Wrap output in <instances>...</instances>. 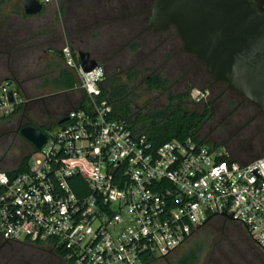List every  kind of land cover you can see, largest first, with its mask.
Segmentation results:
<instances>
[{
  "label": "built area",
  "instance_id": "built-area-1",
  "mask_svg": "<svg viewBox=\"0 0 264 264\" xmlns=\"http://www.w3.org/2000/svg\"><path fill=\"white\" fill-rule=\"evenodd\" d=\"M62 54L86 97L47 134L36 151L42 158L27 171L0 167L3 238L61 250L73 264H146L147 256H169L227 214L264 253V151L243 164L226 147L194 137L156 146L113 116L102 64L85 72L71 45ZM19 97L9 81L0 86V118L28 102Z\"/></svg>",
  "mask_w": 264,
  "mask_h": 264
},
{
  "label": "rangeland",
  "instance_id": "rangeland-1",
  "mask_svg": "<svg viewBox=\"0 0 264 264\" xmlns=\"http://www.w3.org/2000/svg\"><path fill=\"white\" fill-rule=\"evenodd\" d=\"M16 2V0H13L12 2H10V5L1 6L0 4L1 17L4 19L9 17L12 18V25L9 27L10 33L19 35L20 29L23 30L25 34H28V30H31L33 26H35V34H41L40 36L42 38V34L43 32H45V29L47 31V28L44 27L47 23H45L44 21L52 18L53 10H48L41 15L31 17L29 19L22 18L23 21L17 18L15 20L14 7L11 4H14ZM255 2L261 9L264 10V0H255ZM53 4H56V1ZM135 20L139 19L134 18L133 22H135ZM3 29L5 30L6 26H3ZM138 32L139 31H137V28H134L131 33V37H134ZM175 32V28H170L162 34H159L161 35L162 41L158 44H152L150 43L152 41H149L146 48L147 52H145L144 54L142 53L143 55L141 57L143 59L147 56H156L159 61L157 69H160L162 71H171L174 79L173 82H176V84H178V88L176 89L175 87H172L171 92H184L187 89V84H192L194 86V89L192 91L190 99H188L189 107L192 110H202L207 103L206 99H204L201 93H203V88L213 80V77L208 74L204 63L200 62L197 57L188 54L183 50V42L180 37L175 35ZM171 36L174 37L173 42L171 40ZM153 37H157L154 32L149 31L148 33H146L147 42L148 40H150V38ZM59 47L61 48L60 45ZM44 48H46L45 44H41L39 47H37L38 50L36 51V60H33L31 58L28 59L32 69L26 68L20 70L17 68H11L12 65L19 63V59H17L18 57L14 58L11 56H0V83L5 79H7L6 81H10L11 88L19 90L20 92L19 101L28 100L25 97L26 95H28L30 102L25 108V113L28 116L26 117V121H32L44 126H49L52 124L53 127L49 128L47 131L48 134H52L57 131L59 127V125L55 122L64 111H67V109L70 108V104L64 105V103L62 102L64 97L68 98L72 96L75 100H79L82 97V93L81 91H71L60 94L63 95L62 99L52 100L53 102L59 100L61 103L60 107H56V105L58 106L57 103L53 104V107H46L42 105V101L44 99L51 98V96H47V98L44 99L42 98V96H44L45 94H43V90L38 87L39 83L43 79L46 83H50V81L54 77V75L44 73L45 71L40 69V64L49 61V59L44 60L43 58L39 57L43 55ZM146 49L144 46L141 52ZM152 50L154 51L150 52ZM127 52L129 51L126 50L125 52H121V54H119L120 58L122 59V66L119 69L118 77L122 81L128 82L132 88L136 89V92L134 94V104L137 109L144 106H146V108L155 109L166 105L168 103V94H162L161 92L149 93L145 89L142 81V79H144L146 75L150 74L152 70L155 69V67H153L154 64L149 62L148 68L146 70H144L143 66L131 68L126 62L128 55ZM132 56L137 59L136 63H140V61L142 60L136 53H133ZM4 67L9 68L5 69ZM136 72H138L139 74L133 78L132 83L129 79V76H127V73L135 74ZM164 73L165 75H167V72ZM16 81L20 82L23 88L22 90L19 89ZM240 100H242V98ZM54 106L56 108H54ZM14 107L16 108V105ZM256 111L257 110H255V112ZM23 113L24 112L16 113L12 117L0 119V165L3 169L6 170L15 169L31 149V147L28 146L26 139L16 132V124L18 123ZM254 133L255 132H245L240 128V125L235 124V122H230L229 120L221 119L219 117L208 118L199 131L200 136H202L203 138H207L212 144H223L220 145V147H225L227 140L232 135L238 134L234 139V143L229 144L226 147L228 148L229 152L243 147L238 155L241 160L256 157L264 151V139H261V137H259L256 133V135H254ZM41 158L42 154L40 152H36L32 155L31 162ZM222 232H224V234L229 238H224ZM236 235L238 236V230L235 225L227 224L223 226L220 220H215L214 223L207 225L201 231L195 233L182 247L175 250L169 256L161 258L155 264H174L184 252L188 251L191 247H197L196 244L204 240L206 241V249L201 257V261L199 264L229 263L228 260H231L235 257L234 252L237 251L238 248L241 247L240 250L244 251L247 250L248 247L250 248V244H252L250 243V240L248 238L246 239L250 244L247 243V246L246 243L244 245V242L240 243L241 241H239V238H237ZM259 257L260 259H262L260 255Z\"/></svg>",
  "mask_w": 264,
  "mask_h": 264
},
{
  "label": "water",
  "instance_id": "water-1",
  "mask_svg": "<svg viewBox=\"0 0 264 264\" xmlns=\"http://www.w3.org/2000/svg\"><path fill=\"white\" fill-rule=\"evenodd\" d=\"M44 9L41 0H24L27 16ZM147 21L146 29L155 32L174 26L183 50L204 63L214 81L224 82L264 113V13L252 0H154ZM78 55L85 72L99 66L89 51L80 49ZM8 96L15 103L13 90ZM20 134L36 150L48 141L47 133L34 124L23 125Z\"/></svg>",
  "mask_w": 264,
  "mask_h": 264
},
{
  "label": "crops",
  "instance_id": "crops-1",
  "mask_svg": "<svg viewBox=\"0 0 264 264\" xmlns=\"http://www.w3.org/2000/svg\"><path fill=\"white\" fill-rule=\"evenodd\" d=\"M16 1V3L11 4L14 7L15 20L17 18L23 21L22 18L29 19L51 9L53 10V15L52 18L44 21L47 23V26H44L47 31L45 29V32H43V39L40 36L41 34H35V26L28 30V34L19 29V35H16V47L11 55L14 58L18 57L19 63L12 65L11 68L20 70L32 69L28 59L36 60L37 47L45 44L46 48L43 50V55L39 57L44 60L49 59V61L40 64V69L44 70V73L57 76L60 68L66 67L78 79V83L73 89H60L53 85L52 80L46 84L43 79L38 86L45 94L42 98L71 91H81L82 96L84 95V92L78 88L81 83L78 73L66 65L63 55L60 53V50L65 45H72L78 50L89 51L95 59L106 67L108 74L117 75L121 66L115 63L114 58L116 57L114 56L118 52L129 51V49L135 52H140L143 49L139 39L131 41L132 43L129 41L133 31L132 27L137 28V31L142 29L145 20V10L141 5L132 6L129 2L130 0H53L45 4V9L42 13L35 16H27L25 14L24 0ZM55 1L56 4H53ZM5 5H10V2ZM132 14L139 20L133 22L131 20ZM136 43H139V47L135 50L133 45ZM4 68L8 69L9 67ZM16 82L19 89L22 90L20 82ZM25 97L29 99L28 95ZM67 99L70 104V108L67 109L68 113L78 107L85 98L83 96L81 99L75 100L71 96Z\"/></svg>",
  "mask_w": 264,
  "mask_h": 264
},
{
  "label": "trees",
  "instance_id": "trees-1",
  "mask_svg": "<svg viewBox=\"0 0 264 264\" xmlns=\"http://www.w3.org/2000/svg\"><path fill=\"white\" fill-rule=\"evenodd\" d=\"M11 1L12 0H0V4L5 5L6 3L11 2ZM257 8L259 9L260 12L264 13V10L261 9L259 6ZM71 47L75 51H78V49L75 48L74 46L71 45ZM138 47H139V43H136L133 45V49L135 50L138 49ZM14 50L15 49H13V51ZM60 53L62 54V49L60 50ZM99 63L102 64L101 62ZM138 74H139L138 72H136L135 74L130 73L129 79L132 83H133V78L136 77ZM153 77H154V80L151 82L150 81L148 82L149 87L147 88V90L148 91L159 90L161 91L162 94L167 93L168 103L162 107H158L155 109L146 108V106L137 109V107L134 104L135 103L134 94L136 92V89L132 88L128 82L122 81L118 77L117 74H108L106 70V79L102 84V94H103V97H107L109 101L111 102L113 106V110H114L113 116L115 118H124V119L129 120V122H131L134 127H136L138 130L146 134L156 146H160L173 139L184 140L188 137H194L197 140H201L202 142L206 144L214 145L216 147L223 145L220 143L212 144L210 140L200 136L199 131L202 128L203 124L205 123V120L208 114L210 113L211 108H210V103L206 104L205 106L206 110L204 112H202L199 109L192 110L189 107L188 99H190L192 91L194 89V86L192 84H187V89L184 92L173 93L171 92V88L169 86L170 80L168 78H163L160 74H156ZM6 80L7 79L3 80L0 83V86ZM52 82H53V85L57 88L73 89L77 85L78 79L74 76V74L70 70H68V68L61 67L59 74L53 77ZM44 83L46 82L44 81ZM48 83L49 82H47L46 84ZM62 96L63 95L58 94V95L51 96V98H48V99L43 98V99L45 101H49V100L52 101L53 99H62ZM83 96L84 98L86 97V95H83ZM67 100L68 99L64 97L62 101L64 105L65 104L69 105V102ZM29 102L30 101L28 99V102H22L18 104L14 112L10 116H8V118L12 117L16 113L24 112L23 115L26 119V117L28 116L25 113V108L29 104ZM4 118L6 117H2L0 119H4ZM62 119L63 118L59 119V121ZM59 121H58V124H59ZM28 124H34V125L39 126L38 123H35L32 121H27V123L24 125H28ZM39 127L47 134H48L47 132L48 129L51 128V127L45 128L43 126H39ZM16 132L20 134V129L17 130ZM237 135L238 134L232 135L227 140L226 146L234 143V139L236 138ZM241 149H243V147L242 148L240 147L238 149H235L229 152L227 148L230 154V158L237 160L243 164H246V163H249L255 160L257 157L261 155L260 153L256 157L241 160L238 157ZM36 151L37 150L33 146L30 149V152L20 161L19 165L15 169L7 170V171H9L10 173H20V172L27 171L30 167V161H31L32 155ZM214 222L215 221L209 222L197 232L201 231L204 227ZM233 225L237 227L238 236L236 235V237L239 238V241H241L240 243L244 242V245L246 243V246H247V243L248 244L252 243V244H250V248L248 247V249L244 251L240 250L241 247L238 248L237 251L234 252L235 257L232 258L231 260H228L229 263H226V264H240V262L244 259H253V258L260 259L259 255L262 257L263 262H264V253L251 241V239L247 235L245 228L238 223H234ZM222 234L224 235V238H229L227 235L224 234V232H222ZM246 238L250 240V243ZM205 244H206V241L204 240L196 244L197 247L189 248V250L184 252L182 256L179 257V259L174 264H199L201 261V257L206 249ZM234 245H235V242H234ZM57 252L62 257L65 256V253L63 251L58 250ZM160 259L161 258H154V257L147 256L146 264H155ZM68 262L69 264H73L72 261H68Z\"/></svg>",
  "mask_w": 264,
  "mask_h": 264
},
{
  "label": "flooded vegetation",
  "instance_id": "flooded-vegetation-1",
  "mask_svg": "<svg viewBox=\"0 0 264 264\" xmlns=\"http://www.w3.org/2000/svg\"><path fill=\"white\" fill-rule=\"evenodd\" d=\"M256 7H258V4L255 2V0H252ZM132 6L141 5L144 7L145 15H144V25L142 29L134 36L131 37L130 41H135L136 39H139L142 43V46H145V49L147 48V44L149 41H152L150 43L158 44L162 41L161 35L165 31H159L155 32L153 29H146L147 26V16L151 13V7L153 5L154 0H130L129 1ZM135 9V8H133ZM134 13V11H133ZM135 14V13H134ZM132 14V19L136 18ZM11 18H2L1 17V11H0V55L9 57L11 56L15 49V45L17 42V37L14 34L10 33L9 27L12 25ZM133 23V22H132ZM3 26H6V29H3ZM133 29L135 27H132ZM170 28H175L174 26H171ZM169 28V29H170ZM168 29V30H169ZM176 30V28H175ZM154 32L155 35H157L156 38H150L147 42L146 33L148 32ZM167 31V30H166ZM175 35L180 37L177 30L175 32ZM159 36V37H158ZM133 39V40H132ZM171 40L173 42L174 37L171 36ZM132 43V42H131ZM154 50L150 51L153 52ZM147 52V49L143 52H135L132 49H129L126 62L129 64V67H141L143 66L144 70L148 68V63H153L155 67L154 70L148 75L145 76V79H142L143 84L145 86V89L149 87L148 82L154 80V75L160 74L163 78H168L170 80V88L175 87L178 88V84L176 82H173V75L171 71H162L160 69H157L159 61L155 57L147 56L142 59V55ZM133 53H136L140 59V63H136L137 59H135L132 55ZM143 53V54H142ZM121 52H118L114 57L115 63L122 66L120 55ZM147 55V54H145ZM157 69V70H156ZM162 69V68H161ZM164 72H167L165 75ZM127 76H130V73H127ZM148 91V90H147ZM149 93L153 92H161L159 90H153L148 91ZM203 97L206 99V103H210L211 111L208 114L205 122L208 118H221L229 120L230 122H235V124L240 125V128L244 130L245 132H255L258 134L261 139H264V113H260L258 107H256L253 103L246 100L244 97H242L240 94H238L235 91L228 90L226 88V84L221 81H214V79L209 82L206 87L203 88ZM242 98V100H240ZM42 105L48 107H53V104L57 103L60 107L61 103L60 101H42ZM59 102V103H58ZM54 106V108H56ZM206 110V107L201 110L204 112ZM255 110H257L255 112ZM254 113V114H253ZM67 114V111H64L61 116L58 118V120L55 122L58 124L59 119L63 118ZM261 119V120H258ZM27 121L24 117V115H21V118L19 119L18 123L16 124V131L19 130L24 124H26ZM39 126H43L45 128L53 127V125L44 126L42 124H39ZM254 133V135H256ZM21 135V134H20ZM22 136V135H21ZM28 146L33 147V144L29 142L26 139ZM220 220L222 222V225H233L236 223L232 219L225 217V216H219L217 218H212L211 221ZM0 264H69V262L62 257L57 251L48 248L42 244L37 243H29V242H11L9 240H6L3 238V236L0 234ZM240 264H264V262L258 258L253 259H244L240 262Z\"/></svg>",
  "mask_w": 264,
  "mask_h": 264
}]
</instances>
